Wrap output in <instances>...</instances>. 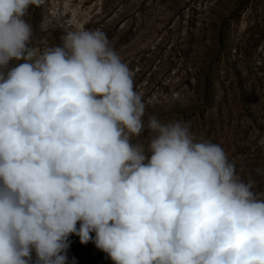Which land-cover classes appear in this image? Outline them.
Listing matches in <instances>:
<instances>
[{
	"label": "clouds",
	"instance_id": "1",
	"mask_svg": "<svg viewBox=\"0 0 264 264\" xmlns=\"http://www.w3.org/2000/svg\"><path fill=\"white\" fill-rule=\"evenodd\" d=\"M45 2L0 0V264H69L72 235L113 264H264V192L190 122L148 112L163 101L80 0H48L40 29L63 34L35 44Z\"/></svg>",
	"mask_w": 264,
	"mask_h": 264
},
{
	"label": "rangeland",
	"instance_id": "2",
	"mask_svg": "<svg viewBox=\"0 0 264 264\" xmlns=\"http://www.w3.org/2000/svg\"><path fill=\"white\" fill-rule=\"evenodd\" d=\"M89 29L104 31L135 73L148 112L190 122L219 144L254 191L264 192V0H80ZM48 0L30 14L34 43H60L61 28L40 29ZM244 18L248 27L239 33ZM179 94V100H173ZM167 97V101L164 98ZM69 264H113L70 237Z\"/></svg>",
	"mask_w": 264,
	"mask_h": 264
}]
</instances>
